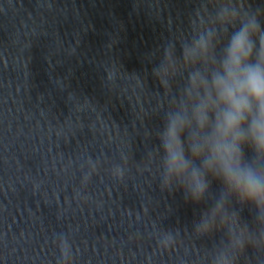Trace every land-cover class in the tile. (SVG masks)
Segmentation results:
<instances>
[{
  "label": "clouds",
  "instance_id": "1",
  "mask_svg": "<svg viewBox=\"0 0 264 264\" xmlns=\"http://www.w3.org/2000/svg\"><path fill=\"white\" fill-rule=\"evenodd\" d=\"M178 43L147 54L152 78L169 97L149 160L163 190L195 204L210 201L192 228L198 235L223 231L209 264H235L247 248L264 249V2L196 0L190 33ZM113 65L121 69L115 61L106 66L108 81ZM123 175L116 165L113 176ZM211 181L221 185L219 195H210ZM232 202L248 210L250 221L230 210ZM175 242L167 231L157 239L165 251ZM54 243L57 264H70L68 238L60 234Z\"/></svg>",
  "mask_w": 264,
  "mask_h": 264
}]
</instances>
